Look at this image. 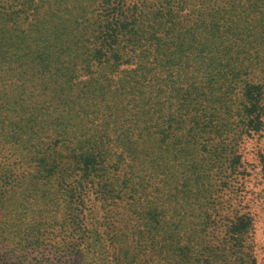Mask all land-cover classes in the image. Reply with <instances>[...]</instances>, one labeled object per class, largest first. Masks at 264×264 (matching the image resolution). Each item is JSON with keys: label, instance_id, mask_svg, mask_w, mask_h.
<instances>
[{"label": "rangeland", "instance_id": "obj_1", "mask_svg": "<svg viewBox=\"0 0 264 264\" xmlns=\"http://www.w3.org/2000/svg\"><path fill=\"white\" fill-rule=\"evenodd\" d=\"M63 2L45 32L15 22L20 0H0V264H77L93 234L95 264H264V12L253 0H127L145 16L126 67L77 65L68 89L65 67L96 41L101 9ZM39 32L55 68L32 87L24 53ZM248 83L260 86L259 130ZM83 150L106 154L93 177L74 160ZM238 218L246 229L232 234Z\"/></svg>", "mask_w": 264, "mask_h": 264}, {"label": "trees", "instance_id": "obj_2", "mask_svg": "<svg viewBox=\"0 0 264 264\" xmlns=\"http://www.w3.org/2000/svg\"><path fill=\"white\" fill-rule=\"evenodd\" d=\"M21 7L16 10L18 20L16 23H20L22 20L23 14L25 15L24 20L31 21L32 24H35L37 27L40 26L39 31H50L51 26V18L54 14L57 17H60L63 10V0H20ZM96 1V0H95ZM100 6V14L97 18V31H99L96 36V41L93 39L91 46H88L83 55H77L72 58V60H68V64L65 67L67 70V88L71 89V77L74 71L77 70V65H80L81 68L89 70L92 62L102 63L106 61H112L114 66L125 68L128 60H130L129 53H131L128 49L129 43L133 40H138L141 37L140 34V25L139 21L145 16V12L143 9L138 6V3L131 5L127 2V0H97ZM253 8L254 12L258 13L264 12V0H253ZM168 3V2H167ZM53 4L56 5V9H54ZM133 7L136 10H133ZM168 8V11H163L162 14L164 16L170 17L167 12L171 11V7ZM172 12V11H171ZM161 14L159 11H156V17ZM167 17V18H168ZM170 21V19H169ZM262 21L264 23V17H262ZM66 23L65 19L61 21L59 24L63 25ZM64 26V25H63ZM214 26V25H213ZM208 32H211L208 30ZM260 33L263 32V28L260 29ZM151 35V39L155 40L157 38V31L149 32ZM39 40L38 43H35L34 47H28V50L24 53L26 56L27 67L33 72V77H31V86L35 87L37 85L47 84L48 81L46 76L44 75L45 70H53L55 68V60L53 59V47L43 45L42 41L44 38L43 32H39ZM146 35V32H145ZM77 44V42H72L68 46H73ZM128 59V60H127ZM123 82V81H121ZM78 83H81L79 81ZM86 85V84H85ZM84 86V84H83ZM46 88V86H44ZM198 90V88H196ZM155 88L150 85L149 91L153 92ZM128 92V91H127ZM189 90L182 94L184 99H189L191 95H188ZM244 100L246 102V118L249 121L248 128L250 130H259L261 128L260 123V111H259V95H260V86L254 83H248L244 89ZM70 95H67L66 100L70 99ZM134 97L130 100L132 101ZM89 98L83 99V102H86ZM18 100H22L21 106L24 107L25 98H21L18 96ZM194 101V98L191 99ZM136 106L135 104L133 105ZM189 107V106H187ZM141 112L140 109L134 111V114L138 115ZM142 112H146L145 108L142 109ZM186 116L188 118H182L183 121H189L192 118L194 121L198 119L199 111L196 108H187ZM207 119L213 120L214 113L206 112ZM178 119V118H177ZM173 135L172 133H169ZM174 136V135H173ZM174 138V137H173ZM176 140V138H175ZM59 142L63 145V150L69 148L71 146V142L68 141L65 137L58 139ZM178 142H173L171 144L172 147H175L178 152L183 151L186 145L183 143L181 148L178 145ZM62 151V150H61ZM60 153V152H58ZM82 156V157H80ZM80 156L78 154L75 155L74 160L79 164H83L85 170H90V177L96 175L97 171L100 170L98 167V160L102 159V162L106 161V154L95 153L89 150H83L80 152ZM246 229V223L244 220L238 218V222H233L230 227V231L232 234H241ZM93 236H95L93 234ZM92 235H87L86 239L89 243L90 249H94V252L102 248L100 240L97 238L94 239ZM86 249L81 253V257H79V261L77 264H95L91 258L86 257L88 254V250ZM90 252V251H89Z\"/></svg>", "mask_w": 264, "mask_h": 264}]
</instances>
